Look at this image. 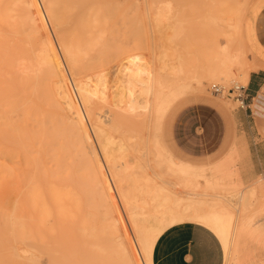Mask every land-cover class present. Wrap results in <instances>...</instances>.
I'll return each instance as SVG.
<instances>
[{
    "label": "bare ground",
    "instance_id": "1",
    "mask_svg": "<svg viewBox=\"0 0 264 264\" xmlns=\"http://www.w3.org/2000/svg\"><path fill=\"white\" fill-rule=\"evenodd\" d=\"M117 1L0 0V158L22 157L18 188L9 181L3 186L5 193L18 190L19 195L14 202L8 197L0 201L4 205L0 220L12 229L5 239L10 241L18 233L42 245L50 235L55 243V264H154L155 237L166 222L177 225L188 217L216 219L227 214L233 220L222 226L215 223L219 234L230 239L225 264H264V259L236 261L233 255L241 238L264 241L260 184L234 182L203 191L207 189L194 183L193 190L185 192L180 182L166 173L171 175V171V176L183 182L184 167L189 165L173 155L163 141L157 139L152 146L155 162L163 164L166 158L167 172L149 164V135L140 144L128 136L113 134L117 111L123 108L134 115L143 110V122L150 130L149 110L155 93L151 72L144 74L141 67L132 71L130 62L117 65L111 76L114 89H109L110 95L107 76L111 74L104 78L105 72L97 74L98 79H89V85L80 76V57L92 47L102 46L107 27L112 31L117 27L111 23V27L106 26L109 21L105 24L104 20L117 14ZM232 10L240 13L238 6ZM73 15L76 27L70 25ZM47 21L59 31L55 29L65 61L46 27ZM230 36L234 42L241 40L239 24L232 25ZM100 39L103 42L97 44ZM93 48L95 53L104 50ZM213 64L197 76L199 87H205L211 79L231 81L236 75L247 81L250 71L257 67L239 51L223 52ZM121 74H125V82L130 80L139 87L137 94L124 87ZM173 94L176 89L169 97ZM167 98L159 104L160 109L172 105ZM101 101L111 105L102 113L96 111ZM155 164L161 169L162 164ZM174 171L181 173L179 177ZM211 189L214 192H209ZM19 205L22 212L18 216L15 212ZM255 205L257 210L252 212ZM250 208L252 213L244 214ZM27 252L32 253L29 249ZM19 257L10 248L13 264L34 262L33 257L25 255L28 262ZM4 261L0 255V263Z\"/></svg>",
    "mask_w": 264,
    "mask_h": 264
},
{
    "label": "rangeland",
    "instance_id": "2",
    "mask_svg": "<svg viewBox=\"0 0 264 264\" xmlns=\"http://www.w3.org/2000/svg\"><path fill=\"white\" fill-rule=\"evenodd\" d=\"M40 1L42 2V0H39V2ZM253 1L254 0H118L117 5L115 4L117 6L118 15H114V17L111 16L112 18L109 17L112 21L117 17L114 24L109 18L104 17L106 18L104 19L105 24H108L109 21V24L106 26L112 24L111 26L115 27L117 25V27H115L113 31L109 27H107L109 31L107 28L105 29V38L102 37L104 40L101 38L104 42L100 39L97 43L103 42V47L99 46V48L97 45L96 47L94 46V48L92 47L96 49V51L99 49L104 50H101L102 52L99 50V53H95V50H92V48L90 49L91 46H89L90 50L86 52L88 55L85 54L87 57L85 55L82 56L83 58L80 57V64H78V66L81 65V68L78 67L80 69H78V71L82 78H85L87 82L89 81L88 85L90 84L89 79L93 78L91 79L92 82L98 79V77L95 79L97 74L101 73L99 75L101 76L103 72H105L104 75H102L103 78L105 74L106 76L111 74L107 76V86L109 87L107 88V94L109 95V89H114V87H112L113 81L111 76L115 68L118 67L117 65L124 66L130 62V70L132 71L141 67L144 74H146L147 71L151 72V82L155 88V93L152 95V105L149 110L150 130H147L143 122V110L137 111V115H134L123 108L117 111V123L113 122V134H116V136H128L133 143L137 141L140 144H143L144 138L146 135H149L151 148L147 157L150 158V161L152 160L149 164H151L155 170L167 172L169 168L168 166H166L168 168H165V165H167L166 158H164L165 161H163L165 163L163 162V164L162 162H155L156 159L154 160V152L156 150H154L153 146L156 141H163L169 151L174 155H178L179 157L185 155V153H183V147L180 145L182 141H178L181 139H177L176 129L183 125V111L193 107L196 103L202 102L198 100L200 97L208 99L206 103H204L206 109L210 108L219 113L218 116L216 114L213 116L211 112H205L204 120L207 124L206 133L210 139L208 145H210V147L214 146L217 143V139L222 136L226 130H228L227 135L229 136L230 143L227 151L233 145L235 131L232 127L231 115L239 104L232 98L216 95L212 92L211 87L214 83H222L228 87L235 82L247 85V81L239 80V76L236 75L237 77H231V81H228V79H211L206 82V86L204 85L205 87H199L197 76L202 75V73L205 74L208 67H210L209 65L214 66L215 64H213V61L216 60L217 56L222 55L223 52L236 53L239 51L246 60H250L251 49L246 40L244 27L248 9ZM112 4H114V2H112ZM41 6L44 9L43 3ZM237 6L240 9L239 14H235L232 10ZM160 11L162 12L160 13ZM73 16L70 17L72 21L70 25L71 27H76L77 18ZM235 23L239 24L241 27V40L237 42H234L230 36L232 33V25ZM46 25L57 48L59 47L58 50L62 60H64V54H61L63 52L60 48L57 28L48 21ZM106 38H109V40L106 41ZM105 44L108 46L107 48L104 47L106 46ZM93 45L95 44L93 43ZM105 48L107 50H105ZM215 62L217 63V61ZM65 67L67 70L68 66ZM234 68L238 69L239 67L234 66ZM67 73L71 79L69 71H67ZM122 80L124 83L125 74H121V81ZM127 81L124 83V87L129 88L131 91L135 90L134 92L137 94L139 92V87L136 84L132 85L130 80ZM92 82L90 86L94 85ZM186 84L189 85L188 89L185 87ZM129 85H132L131 87L134 89H131ZM175 89L176 94L169 97L170 91ZM166 97H168V100H171L172 105L183 97L174 106L171 105L172 108L168 114L167 111L169 109L162 107V109H160L159 106ZM108 99L110 100L111 98ZM109 103L110 102L102 101L97 103L96 111L102 113L108 110L111 106ZM158 110L159 113L157 112ZM106 113L107 112H105V114ZM114 124H116V126ZM147 131L148 133H146ZM21 159V156L11 158L6 155L0 158V201L8 197L10 202H12L14 199L16 201L19 197L18 190L16 193L7 194L4 192L3 186L6 181H9V183H12V185L18 188V173L22 168ZM143 160L147 162L145 158H143ZM155 163L162 164L161 169H163V171L159 169V165L155 166ZM188 165V167L183 165L185 166L183 176L181 177L183 182L176 176H171L172 172L170 170L172 169L169 170L171 175L167 174L168 172L165 173L167 176H170V179H175L178 181L177 183L180 182L185 192L193 190L194 183L195 185L200 183L207 189L203 191H208L209 186H219L218 182L214 183L210 180L214 178L212 176V166L204 168ZM149 171H151V169H149ZM174 172L176 173V171ZM180 174L181 173L178 172L175 175L179 177ZM258 179L264 181V176H260ZM199 190L202 191L201 189ZM185 192H183V194ZM209 192H214V190L211 189ZM0 208L4 209V205H0ZM251 208H253V211ZM251 208L249 212L247 211L248 213L246 212L244 214L250 215L257 210L256 205ZM21 212L22 208L19 205L15 214L19 216ZM228 216L229 215L225 214L216 219H195L188 217L184 222L194 221L210 228L221 239L224 251H226L227 244L225 245V242H227L229 238L224 233L219 234L215 223H217L218 226H222L225 222L233 220L232 217ZM48 225L50 227L52 222H49ZM172 226L174 225H170L166 222L165 226H163V230L157 234L155 240L157 241L159 236ZM11 230V227L4 222V219H1L0 255L4 257L5 261L0 264H13V261L9 260L10 248L20 255V260H25V255H27L34 258L32 264H55V259L52 257L55 254L52 249L55 243H53V238L50 235L47 236L48 240L46 243L42 245L40 242L36 241V239L23 238L18 233L16 237L8 241L5 238ZM27 249L32 251L31 255H29L30 253L27 252ZM25 261L28 262V260Z\"/></svg>",
    "mask_w": 264,
    "mask_h": 264
},
{
    "label": "crops",
    "instance_id": "3",
    "mask_svg": "<svg viewBox=\"0 0 264 264\" xmlns=\"http://www.w3.org/2000/svg\"><path fill=\"white\" fill-rule=\"evenodd\" d=\"M244 30L251 49L249 59L257 67L250 71L247 80L249 107H237L231 115L235 131L233 145L227 151L230 145L228 130L214 146L208 145L210 139L206 133L205 112L209 111L213 116L219 113L206 109L204 103L208 99L200 97L198 100L202 102L183 111V125L177 127L176 135L177 139H181L178 141H182L180 145L185 155L175 156L195 167L212 166L214 178L210 180L219 185L234 182L260 184L259 195L264 197V181L258 179L264 176V0L251 3ZM229 242L230 239L225 242L227 247ZM225 252L215 232L201 223L185 221L168 228L159 236L153 249V263L225 264ZM233 255L236 261H260L264 259V241L258 243L255 239L241 238L235 245Z\"/></svg>",
    "mask_w": 264,
    "mask_h": 264
},
{
    "label": "built area",
    "instance_id": "4",
    "mask_svg": "<svg viewBox=\"0 0 264 264\" xmlns=\"http://www.w3.org/2000/svg\"><path fill=\"white\" fill-rule=\"evenodd\" d=\"M212 92L216 95H221L223 97L232 98L235 101L238 102V107L241 108H248V92H247V85L240 84L238 82H235L233 85L228 87L227 85H224L222 83H214L212 84Z\"/></svg>",
    "mask_w": 264,
    "mask_h": 264
}]
</instances>
